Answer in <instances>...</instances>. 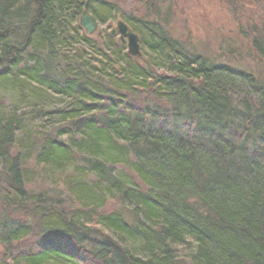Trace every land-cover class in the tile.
<instances>
[{"label": "trees", "instance_id": "trees-1", "mask_svg": "<svg viewBox=\"0 0 264 264\" xmlns=\"http://www.w3.org/2000/svg\"><path fill=\"white\" fill-rule=\"evenodd\" d=\"M116 3L0 0V89L25 106L0 101V264H264V79L174 39L164 13L119 15L144 64L86 35L83 12L104 26ZM34 168L65 193L30 191Z\"/></svg>", "mask_w": 264, "mask_h": 264}, {"label": "rangeland", "instance_id": "rangeland-1", "mask_svg": "<svg viewBox=\"0 0 264 264\" xmlns=\"http://www.w3.org/2000/svg\"><path fill=\"white\" fill-rule=\"evenodd\" d=\"M155 1L160 4V7L158 8L156 5L153 9L146 11L144 0H117V14L112 16L106 25L98 26V31L92 38L100 40L103 36L109 35L112 30L116 29L117 22L121 20L119 15L127 21L130 17L145 18L146 13L151 18L156 17L154 12L164 13L159 22L167 28L174 39L180 40L200 54L207 55L215 62L251 70L264 79V58L259 55L251 43L257 33H264V0H241L239 2L235 0ZM163 21H166L167 24ZM118 39L120 38L118 37ZM149 56L144 50L142 57L137 60L144 64L147 59L150 60ZM14 92L15 90L11 88L0 89V101L9 114L15 108H19V110L22 108L20 113H24L25 106L21 105L22 102L17 104ZM25 94L27 96V93ZM25 99L27 100V98ZM49 101L51 104L53 103V99H49ZM55 102L58 101L55 100ZM24 125L27 128L18 134L20 140L25 138V133L29 128L27 122H24ZM40 170L41 168L33 169L35 183L30 186V191L37 193L46 191L50 195L52 194L53 199L60 193H65L64 187L61 186V180L57 179L54 183L44 175L42 177ZM109 207L108 212L119 209L116 202L110 203Z\"/></svg>", "mask_w": 264, "mask_h": 264}, {"label": "water", "instance_id": "water-1", "mask_svg": "<svg viewBox=\"0 0 264 264\" xmlns=\"http://www.w3.org/2000/svg\"><path fill=\"white\" fill-rule=\"evenodd\" d=\"M81 26L85 29L88 36H93L98 31V24L87 13L84 12L80 18ZM119 34L120 38L128 39L129 54L132 57H141L140 38L131 28L122 20L117 23L116 29L112 30L111 35L114 37Z\"/></svg>", "mask_w": 264, "mask_h": 264}, {"label": "bare ground", "instance_id": "bare-ground-1", "mask_svg": "<svg viewBox=\"0 0 264 264\" xmlns=\"http://www.w3.org/2000/svg\"><path fill=\"white\" fill-rule=\"evenodd\" d=\"M84 13V12H83ZM83 15V14H82ZM81 15V16H82ZM81 18V17H80ZM96 22V21H95ZM97 23V22H96ZM79 26L85 31V29L81 26V21L79 20ZM85 33H86V31H85ZM136 34V33H135ZM86 35H87V33H86ZM139 36V35H138ZM139 38H140V36H139ZM121 39V41H122V43L123 44H125L126 45V49H127V54L130 56V54H129V48H128V39H122V38H120ZM140 40H141V38H140ZM142 53V52H141ZM130 57H132V56H130ZM141 57H142V55H141ZM141 57H132V58H141ZM158 70H156V72H157ZM168 72H170V71H168ZM168 75L169 76H171L170 75V73H168ZM256 77L258 78V75H256ZM176 80H179L180 81V83L182 84L184 81H185V79L184 78H182V77H178ZM160 91H162V92H165L166 91V88H161L160 87V84L157 82V84H156V87L154 88V94H158ZM167 91H169V89L167 90ZM161 96V95H160ZM163 97V96H162ZM159 98V97H158ZM163 98H166V97H163ZM161 99V100H164V99ZM161 103L163 104V106L165 107V110L166 111H163V113H166V114H168V113H170L171 112V108H172V103H170V102H165V101H161ZM161 103H160V105H161ZM168 109H170V111H167ZM114 194V193H113ZM114 201H117L118 199H119V196H116L115 194H114V196L113 197H111ZM113 201V202H114ZM110 203H112V202H110Z\"/></svg>", "mask_w": 264, "mask_h": 264}]
</instances>
